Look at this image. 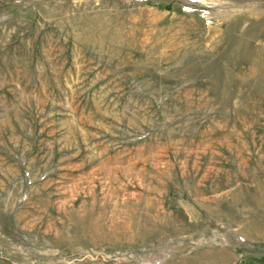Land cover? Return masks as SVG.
<instances>
[{
  "label": "rangeland",
  "instance_id": "obj_1",
  "mask_svg": "<svg viewBox=\"0 0 264 264\" xmlns=\"http://www.w3.org/2000/svg\"><path fill=\"white\" fill-rule=\"evenodd\" d=\"M0 264H264V0H0Z\"/></svg>",
  "mask_w": 264,
  "mask_h": 264
}]
</instances>
